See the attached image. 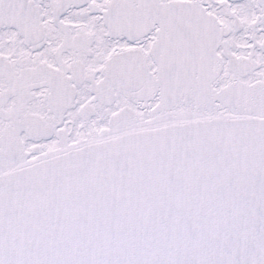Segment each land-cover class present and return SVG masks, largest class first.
Listing matches in <instances>:
<instances>
[{"label":"snow or ice","instance_id":"6c2138e0","mask_svg":"<svg viewBox=\"0 0 264 264\" xmlns=\"http://www.w3.org/2000/svg\"><path fill=\"white\" fill-rule=\"evenodd\" d=\"M0 264H264V0H0Z\"/></svg>","mask_w":264,"mask_h":264}]
</instances>
